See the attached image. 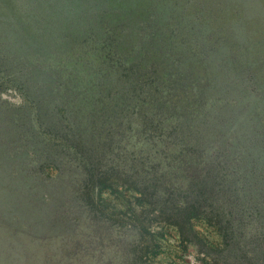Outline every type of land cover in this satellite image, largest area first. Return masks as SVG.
<instances>
[{"label": "trees", "instance_id": "trees-1", "mask_svg": "<svg viewBox=\"0 0 264 264\" xmlns=\"http://www.w3.org/2000/svg\"><path fill=\"white\" fill-rule=\"evenodd\" d=\"M80 2L40 39L0 2L3 59L86 43L104 59L83 84L13 77L31 111L22 172L58 221L120 227L126 264H264L263 0Z\"/></svg>", "mask_w": 264, "mask_h": 264}, {"label": "rangeland", "instance_id": "rangeland-1", "mask_svg": "<svg viewBox=\"0 0 264 264\" xmlns=\"http://www.w3.org/2000/svg\"><path fill=\"white\" fill-rule=\"evenodd\" d=\"M15 1L16 8L11 0H0L8 10L1 13L15 15L12 22L23 25L27 34L39 39L41 35L52 37L63 30L62 17L71 18L81 10L82 3L37 0L25 11L21 6L27 1L21 4ZM262 11L264 14V7ZM100 49L86 43L63 57L55 55L45 60L22 57L13 62L0 54V264H126L120 242L124 239L117 237V231L123 232L120 227L112 233L100 224L88 227L58 221L56 201L46 198L26 170L22 172L20 161L26 158L23 145L31 138L28 126L31 111L26 105L21 107L22 93L9 88L15 85L13 77L20 79L22 89L26 90L38 81L41 83L48 74L71 75L74 81L83 84L103 68ZM188 259L198 264L201 257L194 253Z\"/></svg>", "mask_w": 264, "mask_h": 264}]
</instances>
